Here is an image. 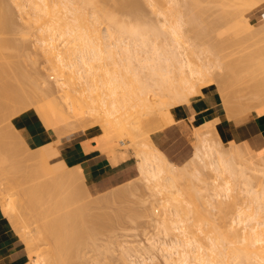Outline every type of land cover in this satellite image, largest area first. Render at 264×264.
Returning a JSON list of instances; mask_svg holds the SVG:
<instances>
[{
  "label": "bare ground",
  "instance_id": "bare-ground-1",
  "mask_svg": "<svg viewBox=\"0 0 264 264\" xmlns=\"http://www.w3.org/2000/svg\"><path fill=\"white\" fill-rule=\"evenodd\" d=\"M25 1H28V0H25ZM46 1H48V0H46ZM46 1L45 0H40V1L35 0L36 3H33L34 0H31V5L33 4L32 5L33 8H31V5L27 6L26 5L27 3L25 4L27 6V9L28 8L32 9L31 12L34 9V12H35V13L33 12L34 17L31 16L32 15L31 12H29V10H26V8L23 10V7H26V6H23L22 9L21 8H19V9L23 10L24 13L27 12L28 17L31 18V19H29L27 17V14L24 15L23 11H21V14L24 15L23 18L25 16L27 17L26 22H27L28 27H31L33 25V23H36L38 29L36 28V25L34 24V30H37L40 32V34L38 32L39 37H37L36 42L39 41V43H40L39 45H41V47L43 48L42 49L38 45L41 48L40 50H43V52H45V54L42 51H41V53H43L45 56L47 54L46 60H48V62H49V68H48V69H50V70H48L49 74L50 75L54 74V77L53 76L52 77L55 79V83H57L56 85L59 86L60 91L62 90L63 95L64 96L67 95V97L71 96V95L73 96V94L77 95V93H78L79 96L77 95V99H74L77 102V105H74L75 108H73L75 111V116L78 119L85 120L87 122V124L90 126V128H92L94 126H97V127L102 126L101 128H102L103 132L100 134H97L95 137L92 138L93 140H91V144L87 145L84 148L85 152H88L92 148L98 150L99 152H102L103 149H105L108 146L109 147L110 146L117 147V145L119 144L118 142L121 140L123 141V138L132 142L133 144L135 143V146L137 147V153L134 154V156L137 154L136 155L137 156L136 170H137L138 175H140L141 177H143L145 179L146 185H148L149 186L148 188L151 189L150 190L152 193L151 195L154 196V194H155V196L156 195L159 196L160 207L162 209L160 215H162V219H163V225H162L163 230L165 232H170V233L171 232H173V233L178 232V233L174 234V238L169 239L168 241L167 240L150 241L149 247H151V248L141 247L140 250H133V251H136V253L139 257L137 259H133V260L129 259L130 261L127 259L128 263H127V260L125 258H124V260L122 258V260H121L122 264L124 262H125V264H129V263L130 264H148L147 260L153 259L152 252L151 253L149 252L150 249H151V251H155V250L160 251L162 253L163 258H164V262H166L167 264H192L191 263L192 261L196 262L197 264L198 263L199 264H228L229 261L226 262L227 258H230L231 260H233V262L231 261L232 264H264V184L261 187V189L258 191L253 190L250 187L251 182L245 176V170H244L246 163H247V160H248L247 155H246L247 149H246V152L244 151L245 153H242L241 151H243V150L240 151L241 148L239 149V147L237 146L238 143L235 144L234 150H233L234 146L232 145L233 148L232 147L231 148L235 154L233 153V155H232V153H231V155H229V157L232 156L233 158H237L239 160V162H238L239 165H241V167H239V168H238V166L232 167L231 163L232 162L234 163L235 161H232L231 163H229V161H227V159L229 157L226 159L223 155V152H221V150H219L217 148V146L214 144V142L209 141V140H211L210 138L208 139L205 137H202V138L199 137L197 135L198 133L196 134V132H198L199 130L197 131V129H196V131H195L194 127L196 125L195 126L192 125L193 129H194L193 135L195 136L194 138L196 141L192 155L190 158H188L187 161H185L182 164L177 165L176 163L169 160L165 156V154L154 145L151 138H149L150 136L147 135L148 130H149V129L148 130L146 129L148 127L147 124H148V120H149L147 118L149 117V115L151 113L153 114L154 111H156V113H158V111H159V113H160L162 111L161 115L163 113L164 118H165V116H167L166 120L168 121L170 119V123H169V121H168V123L171 124L175 119L173 117L172 118H170V117L174 116V115L171 114L172 112L169 113L170 109L167 111L163 108V106L168 105L167 107L170 108L171 105H173V106L175 105L176 100L181 99V98H186L189 100V97L191 95L200 93V89L202 86L196 84V81L194 80V79H196L195 75L199 73V70H198V68L195 67L194 61L191 62L192 59H189L187 57V54H186L187 52L189 53L190 49H192V48L194 49L193 44H195L196 41L194 42V39H195L194 38L193 39L194 43H191V40L193 38V37H191V38H188L190 40V43H188L189 40L187 42L185 38H187L189 36L187 34H186L185 38H184V36H185V32H186L185 26L188 27V25L190 23H192V21H193V19L191 18L193 12H194L195 20L197 21L199 19V18L196 19L197 18L196 17V15H197L196 10H201L199 5L202 2V0H165L163 5L161 3V2H163V0H161V1L160 0H146L148 2V4H146V5H148V6L151 5V8H149L151 10H152V7L155 6V4L158 1H160L159 4H161V5L159 6V4L157 3L158 5L156 4L157 6H155V7H156V9H157V7H161V8L160 9L158 8L157 10L152 11V12H156V14H155L156 16L159 14V16L161 17V18L159 17L160 23L158 22L157 25L154 23L152 24L153 21L150 22V20H148V22L145 21V23H144V21H142L143 20L142 17L144 15L142 16V14H141L142 17H140V15H139V17H137L138 16V10L141 9L138 6L141 2L139 1L140 2L139 3L138 0H119L116 2L118 4L122 3L121 6L119 4L120 9H122V11L128 12L131 9L130 14H127V15L131 16L133 13V15L131 17H133L135 14V17L133 19H135V20L139 19L138 23H136V24H134V23L131 24L129 22L130 25H129V23H128V25H126L127 24L126 22H125L126 24H124V21H121V20L120 21L118 20L121 24L118 21H117L118 23H114L113 20L115 18V15L113 16V14L109 10H107L108 8H106V7L104 8V4L101 3V0L96 1V2L101 3V5L99 3L96 4L93 0H52L51 2H50V0L48 2H46ZM224 1L225 0H223V2ZM258 1L259 0H240V3L245 5V6H250V7L256 6V7L262 8V6L258 3ZM142 2H143V0H142ZM260 2H262V1H260ZM0 3H2L1 5H3V6L0 5L1 6V8H0L1 12L0 13L2 14L1 17L4 15L3 16L4 18H2L3 21H1V18H0V27L3 30L5 29V31L7 33L9 31L13 30L14 28L9 29V27L11 28V26L13 25V24H8L7 19L9 18V12L7 11L8 12L7 13L5 11L6 9H4L5 7H4L2 0H0ZM17 3H18V1H17ZM165 3H167V5H166L167 7H165ZM22 4H23V2H21V5ZM28 4H29V2H28ZM18 5L21 7L20 3ZM127 5H130L131 7H129ZM96 6H97V8L99 7V11L96 9ZM124 6H126V7H124ZM162 6H164L163 9L164 8H166V9L162 10ZM16 7H18L17 4H16ZM100 7L102 8V10L104 9V10H107L108 13L110 12L111 16L108 15V13L106 14V11L105 12H104V10L101 11ZM127 7L130 9L128 10ZM155 7H153V9ZM197 7H199V9H197ZM124 8H126V9H124ZM88 9H89V12H88ZM120 9L118 11H120ZM239 9H241V8H239ZM25 10H26V12H25ZM142 10H143V8H142ZM241 10H244V9H241ZM235 13H236V11H234L233 14L236 15ZM241 13H242V11H241ZM219 15H221V14H219ZM223 15L224 14H222V16ZM238 15L240 16V14H238ZM262 16L264 17L263 13H262ZM144 19L146 20L145 16H144ZM220 19H221V17H220ZM244 19H242V20H244ZM261 19L263 20V18H261ZM28 20H32V21L28 22ZM97 20H100V21L97 22ZM101 20L105 24V27L103 30L105 33L104 37L108 36V38L109 37L113 38L114 34H116V37L120 38V36H123L121 38H124V39L127 38L128 42H124V39H117L114 36L115 41L121 40L120 43L118 41H117V43L112 42V43H114L113 46H115V48H116L115 50L129 53L128 56L124 57L125 60L128 59V61H129L130 59L135 58L139 62V65H137V66H142L143 68L145 67L146 69L148 68L149 70L148 69L147 70L149 72L147 71L146 73L151 74L150 76L152 78V83H145L144 81H141L140 79H138L139 78L137 76L138 71L137 72L132 71V74H131L132 76L129 79V81L128 80L125 81V80H123V78L121 79L122 75L120 76V73L117 72V70L119 71L120 68H118L119 66H117V67L114 66L115 61H113L114 64H112V65L114 66V68L116 67L117 69L115 68L116 71L112 70L113 72L110 70L112 73H110V71L108 73L102 71L103 72L102 73L100 70V66L102 64L99 67L96 66V64L93 61H97V59L102 58V56L104 55L105 52L109 56L112 54V51H113V48L111 46L112 43L111 42H109V43L104 42L106 38H104L103 35H101L102 34L100 32L101 29L98 30L99 27H97V29L95 27L96 22H97V24H99V23H101ZM157 20H158V18H157ZM157 20L155 19L156 22H157ZM195 20H194V22H195ZM246 20L248 21L249 19L246 18ZM33 21H35V22H33ZM31 22H32V25H31ZM122 22H123V24H122ZM249 23H250V21H249ZM194 24H196V22ZM234 24H236V22ZM193 25L192 24L189 25V27L191 26V28H189V30L192 29ZM197 25H198V23H197ZM204 26H205V24H204ZM242 26H243V24H242ZM195 27H197V26H195ZM203 27H201V28H203ZM246 27H247V25H246ZM6 28H8V29L6 30ZM198 28H200V26ZM241 28H243V27H241ZM259 29L260 30L259 31L257 30L256 33L262 32L261 31L262 27H260ZM37 31H36V33H37ZM191 31H190V33H191ZM193 31H194V28H193ZM1 32H3V31L0 30V34H1ZM199 32H195L194 36L196 38L199 36V34H200ZM3 33L6 34L5 32H3ZM243 34H245V32ZM35 35H37V34H35ZM200 35H202V34H200ZM202 36H201V38H202ZM159 37H161V42L156 43V40ZM245 37L247 38L248 36L245 35ZM101 38H103L104 41H102ZM199 38H200V36H199ZM2 39H4V38H2ZM121 42L123 43V45H120V44H122ZM131 42L134 43V45L136 46V49L130 47ZM118 43H119V46H118ZM244 43H245V41H244ZM246 43H249V42H246ZM5 44L6 43H4L3 46ZM245 44H244V46H245ZM8 45H9V43H8ZM196 45L198 46L197 42H196ZM14 46L16 47V45H14ZM4 47H8V46H4ZM247 47H245V49L242 50L243 54H244L243 51L244 50L246 51ZM17 48H18V46H17ZM241 48H242V44H241ZM13 49H15V48L13 47ZM204 49L200 50V51H204ZM194 50H193V52H191L192 54L197 53L196 52L197 49L195 50V52H194ZM206 50L209 51L210 49L209 50L206 49ZM121 52H118V53H120L122 55ZM221 52H223V51H221ZM139 53H140V55H139ZM245 53L246 54H244V56L245 55L250 56L249 57L250 59L246 58L247 60L249 59L248 62L245 59L246 63H249V61H251V59L253 60L254 57H251V54H250L251 52L249 54H247V51H246ZM261 53H260L261 55H264L263 54L264 50ZM101 54H102V56H101ZM198 54L201 55V53H198ZM210 54L211 53H209V55ZM218 54H220V53H218ZM218 54H216V55H218ZM223 55L221 54V59L223 58L222 57ZM237 55L240 56L239 53ZM108 56H106V54H105V58L106 57L108 58ZM242 56L243 55L241 54V57ZM110 57H112V56H110ZM114 57H115V55H114ZM207 57H208V55H207ZM209 57H208V59H209ZM214 57H217V56H214ZM262 57H263L262 60L259 59L260 62L258 61V59L256 60L257 62H254L255 60H253V64L258 63V64H255V66H253V67H255V68L260 67L259 68L260 70L264 69V56H262ZM112 59H114V58H112ZM210 59H211V57H210ZM216 59H218V58H216ZM225 59H226V56H225ZM236 59L240 60L238 58H236ZM201 60H203V59H201ZM204 61H206V60H204ZM213 61H214V59H213ZM217 61L219 62L220 59ZM209 62H212V60L211 61L209 60ZM220 62L222 63V61H220ZM220 62H219V64H220ZM240 62L241 61H239L238 64H240ZM243 62H244V59H243ZM101 63H102V61H101ZM233 63H235V61ZM8 64L7 63L4 64V66H6L5 68L7 70H4V73H1V74H5V76L8 73V72L5 73V71H8L9 69L11 70V65H8ZM201 64L205 66V64H203L202 61H201ZM213 64L215 65V61H214V63H212V65ZM251 64H252V62L250 63V65ZM206 65H207V62H206ZM227 65H229V64H227ZM227 65L224 67H227V69L230 68L229 69L230 71L232 69H234V68L231 69V67H230L231 65L230 66H227ZM104 66H106V65H104ZM207 66H209V65H207ZM244 66H246V65H244ZM247 66H248V64H247ZM126 67H127L126 70L127 69L129 70V68H131V67L128 68V66H126ZM97 68L100 70L101 74L97 73V72H99L97 70ZM105 68H104V70H105ZM138 68H140V67H138ZM171 68L178 69L179 73L181 74L179 76L180 81L178 83H176V81L174 80L175 79L174 75H170L171 73L168 75V73H169L168 70ZM245 68L248 69V67H245ZM251 68H252V65H251ZM107 69L109 70L110 68L107 67L106 70ZM12 72L10 71V73H8L6 77H4V75L3 76L1 75L0 76L1 80L7 81V79L11 78V79H14L13 82H15V80L17 79L18 81L15 82L14 84H16V83H18V84H16L13 87L17 86L19 89L20 88H21V90L23 89V91L26 95L23 94V91H22V94H23V97L27 101L29 94L27 92H25L24 88H27V87L26 86L24 87V84H23L24 82L22 81L23 80L22 78H23V76L25 78L26 73H24V71H23V73L19 74V72H22L20 70H13ZM11 73H12V76H11ZM17 73L19 76L17 75ZM109 73L112 75H110ZM113 73H114V75H113ZM116 73L119 75L117 76ZM234 76H236V75H234ZM145 77H147V76H145ZM11 79L9 80L10 82H11ZM19 80H21V83ZM31 81H33V80H31ZM223 81L224 80H222L220 82V84L223 83ZM226 83H228V82H226ZM6 84H5V82L0 83V89L3 88V90H1L2 92L0 91V94L4 93L6 91V94L0 95V99H3V101L5 102V103L3 101L0 102V103L3 102V105L0 104V112H1L0 115H2L3 114L2 112H4L6 109L8 110V108H11L14 111L16 109L20 110V108H22L23 104L26 103V101L23 99V97H21V95H19L20 97L17 95L20 91L19 92H17L18 90L15 91V89L12 88L10 83H8V85L10 84L9 88H12V89H8ZM14 84H12V85H14ZM29 84H31V82H29ZM18 85L19 86L21 85V87H19ZM218 85H216L215 88H217ZM260 85L261 84H255L254 85L255 89H259ZM35 86H36V88H38L39 84L35 83ZM219 86H221V87L223 86V88H225L226 84H221ZM227 86H228V84H227ZM221 87H220V89L217 88V91H218V89L220 91ZM31 88H32V91H34V84L32 85ZM211 88H214V86ZM27 89H29V88H27ZM226 89H228V88L226 87L225 90L223 89L224 90V94L222 93L223 95L220 94L221 92L219 93V91H218L219 95H221L223 97V96H225V92L228 91L227 93H229V89L228 90H226ZM11 90H12V92H11ZM14 91H15V93H14ZM7 92H8V94H7ZM16 92H17V94H16ZM43 93H44L42 95L43 97H45L48 94V92H45V91ZM255 93L257 94V91ZM50 94L51 93H49L50 97L47 95L49 98H51V95H52V94L51 95ZM8 95H10V98L8 97ZM15 95H17L19 98L24 100L25 103H24V101L19 100L18 97H16ZM31 96H34V95L31 94ZM5 97L9 98V100H7ZM49 98H48V100H50ZM68 99H69V97H68ZM220 99L224 101L227 98H225V97L221 98L220 97ZM36 100H39V99L35 98V101ZM228 100H229V98H228ZM28 101H31V100H28ZM228 102L226 101L222 105L223 108L225 109L224 114L227 113L226 117L227 116L229 117L230 115H232V114L229 115L230 112L233 113L235 110H238V109H235L236 106H234V105L229 106L230 103H228ZM31 103H28V104H31ZM221 103H222V101H221ZM227 103H228V105H227ZM4 104H6V105H4ZM44 104L46 106L50 105V104L47 105V102H44ZM51 104H53V103H51ZM262 104L263 103H261L260 106ZM161 105H163L162 110H161ZM39 106H38L39 109L37 112L40 114V117H41V120L43 121V123H45L46 125L53 126L55 131H57V132L59 131L58 134H60V132H61L60 130H62L63 132H61V133L64 134L65 127H68V129H69V127H73V125H74L73 122L68 119L67 115L65 116L64 114H62L61 111L58 110V108H56V109H54L55 107L53 108L54 109L53 114L51 113L52 116L50 117L49 113H48V109L45 106H43V104L39 105ZM52 106H54V104ZM232 107H234V108L232 109ZM230 108L232 111L230 110ZM239 108L242 109L241 107H239ZM6 113H7V111H6ZM6 115H8V114H6ZM145 115H148V117L145 118L144 117ZM153 116H154V114H153ZM215 116H212V118L210 117L211 119L209 118L208 122L210 120L211 121H210V124L207 125V126L211 125L209 129L212 130V128H213L214 131L223 128L222 125L220 124L221 118L218 116H216V118H215ZM156 118H157V114H156ZM0 119H2V118H0ZM157 121H159V123H160V120H157ZM157 121L155 122L156 123L155 125L159 124V123H157ZM204 121H206V119ZM96 122L98 125L94 124ZM208 122H206V124H208ZM153 123H154V120H153ZM200 123L202 124L205 122L202 121ZM201 124H199V125H201ZM206 124H204V125L202 124V125L205 127ZM60 125L65 126V127L61 129ZM203 126L201 128H203ZM207 126H206V128H207ZM3 128H5V126L2 127V130H3ZM11 128H12V131H10L8 133H7V131L5 133L4 132L5 130H3V131L0 130V162H1V164L5 161H6L5 163L8 164V162L10 160H12V159H10L12 157V155L13 156L16 154L18 155V153H16V152H18V147H21V145H20L21 144L20 143L21 138L19 139L18 137H16V135H18V133L16 135L14 134L15 136H13V132L16 130L13 126H11ZM151 129L152 128H150L149 131H151ZM198 129H200V126ZM65 130H67V129H65ZM60 136H61V134H60ZM58 137H59V135H58ZM16 138L18 140H16ZM58 139H57V141H59ZM19 140H20V142H19ZM16 141H17V143H20V144H18L19 145L18 147H17V145H15ZM54 141H56V140H54ZM232 142H233V140H232ZM130 145H131V143H130ZM120 146H124L123 143ZM230 146H231V144H230ZM23 148H25L28 155L31 157L28 158L29 156H27L26 160H25V158L23 160H21L23 158V156H22V158H20V161L24 162V164H23L24 167L27 165V163L32 164V166L28 165V166L34 167V169H32V173H31V176H33L32 180L33 181L37 180L36 182H39L41 184L36 185L37 183L35 182L36 183L35 187L32 185V188H28V185H24L19 180L18 181L7 180V182H4L6 185L3 188H0V210L2 211V214L5 215V217H7V220L10 223V225H11V223H15V225L17 227V231H18L17 234H19V236L22 238V240L25 244V248L29 251L30 256L33 258L34 264H73V261L71 258L72 254H73V250H74L73 248L75 247L76 244L79 243L80 240H82L81 239L82 235L76 234V235H78V236H76L73 234L74 232L72 233V230L70 231V229H68V227L65 228L66 223L63 221L64 220L63 218H60V219L58 218L59 220H61L60 222L59 221L58 222L60 224L63 222V224H61V225H63L62 229L64 230V232H63V230H62V232H60L61 229H60V231L57 232L56 229H58V228H55V225H54V224H57V222L56 223L53 222L54 220H52V218L49 219L50 217L48 218L49 220L43 219V222L45 224L43 225V223H42V228L39 229L40 224L37 223L38 220H40V218H42L43 216L45 218V215L46 216H49V215L46 214L47 210H44V211L41 210L44 206L43 204H42V208L39 205L38 207H40V208L37 207L38 209L34 212L33 207H32V205L34 203L32 204V202H31L32 205H30L29 204V201H30L29 198H31L32 196H34L36 194V193L34 194L33 191H40V193H41V191H42V193L44 191H50V192H46V193H51L52 195H50V196L54 197L53 192H51V191L54 190V193L56 194L57 192H55V189H58L56 191H59V188H60V190H62V193H63V191L66 190L65 189L66 187L64 185H68L69 181H71L73 183V184L69 183L70 186H72V185H74V183H76V185H78V187H79L80 184H77V182H79V183L81 182V181H79V179L81 180V176L83 175L82 168L79 165L60 167V168L52 167L50 165V163L48 162L44 152L40 148H37L36 150H34V149L31 150V149H28L27 147H23ZM242 149H244V148H242ZM252 153H253L254 157L259 158V157L263 156L262 154L264 153V151H262V149H257V150H252ZM17 155H16V157H17ZM225 156L227 157L226 154H225ZM20 157H21V153H20ZM18 158L19 157H17V159ZM231 158H229V160ZM29 161H31V162H29ZM17 162H19V161H17ZM12 163H14V162L11 161V164ZM15 164H17V163L15 162ZM233 166H235V164ZM31 167H29V168H31ZM189 167H193V170H189ZM201 167L207 168L208 170L212 171L214 174L213 181H212L213 185L211 183V186H212L211 196L212 197L214 196L213 199L215 197H217V198H215L216 200H218V198L222 199L221 198L222 195L224 197L229 196L228 193L232 192L230 190H232L235 187V186L233 187V184H232L235 181L232 182L231 180H233V179L235 180L237 178L238 182H241L243 184V187H241L242 186L241 185L240 186L241 188H239V187H238L239 189L235 188L236 190L241 189L240 193L243 192L244 196H242V197L244 199L242 202L240 201V205L238 206L234 217L231 218L232 223L230 222L231 223L230 225H231L232 234H231V236L229 235L227 240H225L226 238L223 237L222 235L215 233V231H214L215 228H214L211 220L209 219V213L208 212L206 214H204L205 212L202 213V211L200 212L201 214L199 213L200 204L199 205L196 204V208H197V206H199L198 207V213L199 214L197 213V210L194 208L195 205L193 204L192 198H195L196 195L199 196L200 198H202L203 202L204 201L209 202V198H207L208 193H206L207 188H205V187L204 188L199 187L197 189L195 188V190H194L195 193H194V191L192 190V188L194 186L191 188V190H189L187 185L184 186V183L191 182V179L193 181V178L196 179L198 182H201V183L205 182L201 176V170H200ZM25 169L28 170V167H25L24 170ZM0 171L3 173L4 170L0 169ZM29 171H31V170H29ZM26 173L28 174L27 171L25 172V174ZM227 174L229 177H232L233 179H230L227 176ZM74 175L75 176L78 175L77 176L78 179L75 182L72 181L73 179H76ZM225 175H226L227 179H226ZM21 176H22V174H21ZM73 176H74V178H73ZM79 176H80V178H79ZM12 178H14V177L12 176ZM82 179H84V177H82ZM31 181H29V183H31ZM238 182L236 181L237 184H238ZM196 184H197V182H196ZM76 185H74L73 188L74 187L77 188ZM81 185L83 186V184H81ZM62 186H64L65 188H63ZM63 189H65V190H63ZM74 189H72V190H74ZM68 190L66 192H64L65 197H66V194L70 195ZM191 191L194 193L193 197H192ZM75 192H76V190H75ZM31 193H33V195ZM62 193H60V194H62ZM232 193H230V194L232 195ZM234 194H233L234 195L233 200L237 201V198H238L237 197V195H238L237 191ZM57 195L58 194H56L55 196H57ZM47 196H49V195L47 194ZM45 197H46V195L43 198L44 200H45ZM52 197L51 198L49 197L47 199V202L49 200L50 201L49 203H51ZM60 197H61V195H60ZM57 198H58V196L56 197V200L54 198V200L56 202L52 201L53 203H55V205L58 202V199H60V200L63 199V194H62V198H58V199ZM36 199H37V197H36ZM43 199H41V200L43 201ZM73 199H74V197H73ZM157 199H158V197H157ZM65 200H67V198ZM65 200H62V201H65ZM42 201H41V203H42ZM74 201H75V199H74ZM38 204H40V203L38 202ZM65 204H67V203H65ZM69 204H70V202H69ZM207 204H210V203H207ZM53 205L51 204V206H53ZM45 206H49V204L48 205L45 204ZM51 206L49 207V210H50ZM80 206H82L81 208H85L83 205H80ZM225 206H226V204H225ZM35 207L36 206H34V209H35ZM57 207H58V205L55 206L54 208L57 209ZM69 208H71V207H69ZM78 208H74L73 211L78 210ZM26 209L30 210V211L27 212ZM39 209L41 211H43V213L45 211L46 212L43 214ZM72 209H73V207H72ZM49 210H48L49 214H51V212L55 213L53 211L50 212ZM58 210H60V208L55 210V211H58ZM192 210H194V211L196 210L194 212L196 216L200 215V218H199V216L196 217V221H194V219H192L195 216L193 214ZM82 211H83V214L86 212L83 209H82ZM218 211L223 213V209H221L220 207L218 208ZM72 213H74V212H72ZM67 214H69V213H67ZM78 214H80V211ZM83 214H80V216H83L82 218L84 221L85 217ZM191 214H193V215H191ZM26 215H27V217H26ZM35 215L37 217L39 216V219L34 218V221L37 224H36V226L34 225L35 227L33 230V228L31 229V228L27 227L26 222H27V219H29L31 216H35ZM55 216L56 215H54V217ZM54 217H53V219H56V217L55 218ZM74 217L78 218V216H76V215ZM87 217H90V216L88 215ZM82 218H81V220H82ZM73 219H75V218H73ZM50 220H51V222H50ZM77 220H80V219H77ZM192 220H193V222H192ZM34 221H32V222H34ZM96 221H98V220H96ZM52 222H53V224H52ZM190 222H192L193 224L195 223L196 224L195 226L198 229L196 227L195 228L197 230H200L201 232L207 230V231H205V233H206V236H205L206 242L205 243H202L201 241H199V239L195 236V234H193V233H195V231L192 229L194 227V225L193 226L191 225L192 226V228H191L189 225ZM96 224H97V222H96ZM82 225H83V223H82ZM57 226L58 225H56V227ZM93 226H91V227L96 228V225L93 224ZM91 227H90V229H91ZM92 231H93V229H92ZM92 235H93V233H92ZM46 237H47V239H46ZM184 237H186V238L184 239ZM43 238H45V240H44L45 242L48 239H49L48 241H50V242H46L48 245H45L44 247H47V248L44 249L41 247L42 251H40L41 249L39 250V246H40L39 240L41 239V241H42ZM77 240H79V241L77 242ZM80 247H82V246H80ZM127 249H128V247L122 248V246H121V250L125 254L128 253ZM43 250L45 253H43ZM143 254H147V255L143 256ZM137 255H135V256H137ZM128 256L132 257L130 253L127 254V257ZM135 256H134V258H135ZM102 263H103V261H102Z\"/></svg>",
  "mask_w": 264,
  "mask_h": 264
},
{
  "label": "rangeland",
  "instance_id": "rangeland-1",
  "mask_svg": "<svg viewBox=\"0 0 264 264\" xmlns=\"http://www.w3.org/2000/svg\"><path fill=\"white\" fill-rule=\"evenodd\" d=\"M17 1H18V3H17ZM38 1H40V0H38ZM48 1H46V2H48ZM51 1L52 0H50V2ZM93 1L96 4L99 3V2H96L97 0H93ZM117 1H119V0H101V3L104 4V8L105 7L108 8L107 10H109L113 14V16L115 15L113 22L118 23L121 20V21H124V24L127 23L126 25H128L129 22L131 24L132 23H134V24L138 23L139 19L138 20L133 19L135 17V14L133 17H131L133 15V13L131 16L127 15V14H130L131 9L127 7L128 10L130 9L128 12L122 11V9H120V6L122 3L121 4L119 3L120 4V6H119V4L116 3ZM160 1H158V2L156 1V2L159 4ZM260 1H262V2H260ZM263 1L264 0L258 1V3L262 6V8H260V7H256V6H251V7L245 6V5L240 3V0H232V1L231 0H225L224 2H223V0L222 1L221 0H202V2L200 1L201 3L199 5L201 10L195 9L197 12V15H196L197 18L196 19L199 18L197 20L198 22L195 20L194 12H193L192 17H191L193 19V21L190 24L193 25L195 22H196V24H194L192 29H190V30H189V28H191V26L189 27L190 24L188 25V27L185 26L186 32H185L184 38L186 37V34L189 36V37L185 38L186 41L188 42V40H189L188 38L193 37L191 40V43H194L195 41L198 43V46L196 45V42H195V44H193L194 49L198 50V51L196 50L197 53L192 54L191 52H193V50H194L192 48L189 50V53L187 52L186 54H187V57L189 59H192L191 62L194 61L195 64L194 63L193 64L199 70V73L195 75L196 79H194V80L196 81V84L202 86L200 89V93L191 95L189 97V100L186 98H181V99L176 100L175 105H174L175 107L173 105H171L169 108V107H167L168 105L167 106L165 105L167 107L166 108L165 106L161 105V110H162V106H163V108L167 111L170 109L169 113L172 112L171 114L174 115V116L170 117V118L173 117L175 119L171 124H169L170 119L168 120L169 123L166 120L167 116H165V118H164V114L162 113V115H161V112H162L161 110H160L161 111L160 113L158 111L159 114L156 113V111H154L153 112L154 116L152 113L149 115V117H148V115L144 116L145 118L148 117L147 119H149L148 124H147L148 127L146 126L147 127L146 129L150 130V128H152L151 131L148 130L147 135L150 136V137L149 136L148 137L151 138L154 145L158 149H160L169 160L176 163L177 165L184 163L192 155L194 145L196 144V141L194 138L195 136L193 135L194 134L193 133V130H194L193 126L196 125L194 127L195 131H196V129H197V131L199 130L198 132H196V134L198 133L197 135L199 137H201V138L205 137L208 139L210 138L211 140H209V141L214 142V144L217 146V148L219 150H221V152H223L224 157L227 159L229 157V155H231V153L233 155V153H234L233 150L235 149V144H237L238 142H235V141L232 142L231 138H226L224 136V132H225L224 130L225 129H223V128H221L219 130H215V131L213 130L212 127H211L212 130L209 129L211 126V125L207 126L210 124V121H211L210 120L208 122L209 118L210 117L212 118V116L216 115V116L220 117L221 119H228L230 117L232 118L235 116H240V115L246 114L247 112H250V111L254 112L258 115L264 114V107H263L264 106V69L260 70L259 69L260 67L259 68L253 67V66H255V64H258V63L253 64V60H255L254 62H257L256 60L258 59V61L260 62L259 59L262 60L263 59L262 56H264V55H261L262 54L261 52L264 50V33H263L264 32L263 31L264 30V26H263L264 25V22H263L264 17L262 16V13L264 14V2ZM2 2H3L4 7H5L4 9H6L5 11L9 12V18L7 19L8 24H13L12 25L13 27L11 26V28L9 27V29H13V28L14 29L6 33L5 29L3 30L0 27V30H2L3 32L6 33V34H4L3 32H1V34H0V65H1L0 66V76L4 75V77H6L7 74L10 73V71L12 72L13 70L22 71V72H19V74L23 73V71H24V73H26V75H25V78L23 76L22 81L24 83L23 82L22 83L24 84V87L26 86L29 89L24 88V87L23 88L25 89V92H27L29 94L27 101L28 100H31V101L27 102L26 99L23 97V94H25L23 89L21 90V88L19 89L17 86L13 87L16 84H18V83L14 84L15 82L18 81L16 78H15L16 79L15 82H13L14 79L10 78L11 79V82H10L9 81L10 79L6 78L7 81L6 80L3 81V80H1V77H0V83H3V82H5V84L7 82L10 83L12 88L15 89V91L16 90H18L17 92L20 91L19 92L20 94L19 93L17 94V92H16V94L18 96L21 95V97H23V99L26 101V103H25L24 100L19 98L20 96L18 97L17 95H15L16 97H18L19 100L24 101L25 104H23V106H22V108H20V110L16 109L14 111L11 108H8V110L6 109L4 112H2L3 114L0 115L1 116L0 118H2V119H0V130H2V127L5 126V128H3V130H5L4 131L5 133H6V131L8 133V132L12 131L11 126H13L15 128V130L17 131L16 132L13 130L14 131L13 136H15L18 133V135H16V137H18L19 139L21 138L20 139L21 142L19 140V142L21 144L17 143V141L15 144V145H17V147L19 146L18 144L21 145V147H18V152H16V153H18V155L17 154L16 155L19 158L17 159L16 155H14L15 156L14 157L12 155L14 153L13 152L11 154L12 157L10 156L11 157L10 159H12V160H10L8 162L9 165L7 163H5L6 161L3 162L2 164L0 162V164H1L0 167L2 166L0 169L4 170L3 173L0 171V188H3L6 185L4 182H7V180H9V181H18L19 180L24 185H28V188H32V185L35 187L36 185L41 184V183L36 182L37 180L36 181L32 180L33 176H31V173H32V169H34V167H31L32 166L31 163H29V164L27 163V165L25 164L26 165L25 167H28V170H26V169L24 170V168H25L23 166L24 162L20 161V158H22V156H23V158L21 160H23L24 158L26 160V157L29 155H28L27 151L25 150V148H23V147H27L28 149H31V150L32 149L36 150L37 148H40L44 152L48 162L50 163V165L52 167H55V168L67 167L68 165L63 160L56 162V163H51V161H52L51 158L58 155L57 151H56L57 146H59L63 141H67L69 139L71 140L73 138H81L82 139L81 145L84 149L87 145L91 144V140H93L92 139L93 137H95L97 134L102 133L103 131L101 128L102 126H99V127L94 126V127L90 128V126L87 124V122L85 120L78 119L75 116V111L73 108H75L74 105H77V102L74 99H77L78 93L76 92L77 95L73 94V96L72 95L68 96L69 97V99H68L67 95L64 96L62 93V90L60 91L59 86L56 85L57 83H55V79L53 78L54 74H51V75L49 74V71H48V70H50V69H48L49 68V62H48V60H46L47 54L45 56L44 55L45 52H43V50H40L42 47H41V45H39L40 44L39 41L36 42L37 37H39L40 32L37 30H34V24L36 25V23H33V25H32V22H31L32 26L28 27L27 22H26L27 21L26 18L28 17L26 10H29V12H31V10H32L31 8H33V6H32L33 4L31 5V0H28V1H25V0H2ZM21 2H23L22 5H21ZM28 2H29V4H28ZM138 2L140 3L138 6L141 8L140 9L141 11L138 10V16L137 17H139V15H140V17H142L144 15L146 17V20L144 19V16L142 17V19H143L142 21H144V23H145V21L148 22V20H150V22L153 21L152 24L154 23L157 25L158 22L160 21L161 17L159 16V14L156 16L155 15L156 12H152V11L153 10L155 11L158 8L160 9L161 7H157V9H156L155 6H157L158 4L155 2L157 5L155 4V6H153L155 8L153 9V7H152V10H151V9H149V8H151V5H149L150 7L148 5H146V4H148V2L146 0H143L144 3L142 2V0H138ZM164 2H165V0H163V2H161L162 5ZM19 3L21 5V7L18 5ZM33 3H36L35 0ZM101 3H99V4L101 5ZM1 4L2 3H0V5ZM16 4L18 7H16ZM25 4L27 6L31 5V8L27 9V6ZM160 5L161 4H159V6ZM166 5H167V3H165V7H167ZM1 6H3V5H1ZM1 6H0V8H1ZM23 6H26V7H23ZM127 6L131 7L130 5H127ZM22 7H23V10L26 8V10H25L26 13H24L23 10L19 9V8L22 9ZM124 7H126V6H124ZM163 7L164 6H162V10L166 9V8L163 9ZM199 7H197V9H199ZM142 8H143V10H142ZM239 8L244 9V10H241ZM96 9L99 11V7L97 8V6H96ZM100 9H101V11L104 10V9L102 10L101 7H100ZM119 9H120V11H118ZM124 9H126V8H124ZM107 10H104V12L106 11V14L108 13ZM21 11H23L24 15L27 14V17L25 16L23 18L24 15L21 14ZM234 11H236L235 14L237 16L233 14ZM241 11H242V13H241ZM33 12H34V9L31 12V14H32L31 16H33ZM88 12H89V9H88ZM110 12L108 13V15L111 16ZM141 14H142V16H141ZM219 14H221V15H219ZM222 14H224V15L222 16ZM238 14H240V16ZM1 15L2 14L0 13L1 21H3L2 18H4L3 17L4 15L2 17H1ZM220 17H221V19H220ZM157 18H158V20H157ZM246 18H248L249 20L247 21ZM261 18H263V20ZM29 19H31V18H29ZM155 19L157 20V22L155 21ZM242 19H244V20H242ZM194 20H195V22H194ZM29 21H32V20H28V22ZM99 21L100 20H97V22H99ZM234 21L236 22V24H234L235 23ZM249 21H250V23H249ZM33 22H35V21H33ZM97 22H96V24H97ZM130 23H129V25H130ZM197 23H198V25H197ZM96 24H95L96 29H97V27H99L98 30L101 29L100 30V32L102 33L101 35H103V37H104L105 33L103 30H104L105 24L102 22V20H101V23H99L97 25ZM122 24H123V22H122ZM204 24H205V26H204ZM242 24H243V26H242ZM246 25H247V27H246ZM195 26H197V27H195ZM199 26H200V28L203 26L204 27L200 29V28H198ZM241 27H243V28H241ZM260 27H262V29H261L262 32L256 33L257 30L258 31L260 30L259 29ZM36 28L38 29L37 25H36ZM193 28H194V31H193ZM7 29L8 28H6V30ZM36 31H37V33H36ZM190 31H191V33H190ZM38 32H39V34H38ZM195 32H199L203 36L199 34L200 38H199V36L196 38L194 36ZM244 32H245V34H243ZM35 34H37L38 36ZM245 35L248 36L247 37L248 39L245 37ZM114 36L116 37V34H114ZM114 36H113V38L112 37L108 38V36L104 37V38H106L105 41L103 40V38H101V39H102V41H104L106 43H109V42H111V43L116 42L117 43V41L120 43L121 40L119 41L117 39H124V38H121L123 36H120V38L116 37L117 41H115ZM201 36H202V38H201ZM2 38H4V39H2ZM193 39H194V42H193ZM244 41H245V43L246 42H249V43H246L247 44L246 45L244 43ZM124 42H128L127 38L124 39ZM157 42L158 43L161 42V37H159L156 40V43ZM4 43H6L4 46H8V47H4L3 46ZM8 43H9V45H8ZM119 43H118V46H119ZM131 43H130V45H131L130 47L136 49V46L134 45V43H132L133 45ZM188 43H190V40ZM243 43L245 44V46ZM241 44H242V48H241ZM14 45H16V47ZM113 45H114V43H112V45H111L113 48L112 54L110 53L111 55L108 56L107 53L105 52L103 56H102L103 53L101 54V56H102V58H100L101 60L97 59V61H93L96 64V66H98V67L102 64L101 65L102 67L100 66L101 72L103 71V72L108 73L110 70L116 71L115 68L117 66H119L118 68H120V69H119V71L117 70V72L120 73V76L121 75L123 76V77L121 76V79L123 78V80L129 81V79L132 76L131 75L132 71H135V72L138 71L137 72V76L139 77L138 79H140L141 81H144L145 83H152V78L150 76L151 74L146 73L149 70L148 68H147L148 69L147 70L145 67L143 68L142 66H137V65H139V62L135 58H132L129 61H128V59L125 60L124 57L128 56L129 53L117 51V50H115L116 48ZM120 45H123V43ZM17 46H18V48H17ZM13 47L15 49H13ZM245 47H247V50H246L247 54H249L251 52L250 53L251 57H254L253 60L251 59V61H249V63H246V60H247L246 58H249L250 56L249 55H245L246 57L244 56V54H246L245 50L243 51L244 54L242 53V50L245 49ZM203 49H204V51H200ZM206 49H208V50L210 49V50L207 51ZM195 50H194V52H195ZM41 51L44 54L41 53ZM221 51H223V52H221ZM118 52H121L122 55ZM208 52L211 54L209 55ZM198 53H201V55H199ZM215 53L216 54L220 53V54H218L219 55L218 56ZM238 53L240 54V56L237 55ZM105 54H106V56H108V58L107 57L105 58ZM194 54L195 55L197 54V55L195 56ZM221 54L222 55L224 54L222 56L223 57L222 59H221ZM241 54L243 55L242 56L243 58L241 57ZM114 55L116 58L114 57ZM139 55H140V53H139ZM207 55H208V57L210 56L211 59H210V57L208 59ZM110 56H112V57H110ZM214 56H217V57H214ZM225 56H226V59H225ZM112 58H114L115 60ZM212 58L215 61V65L214 64L212 65V63H214ZM216 58H218V59H216ZM236 58H238L240 60H237ZM201 59H203V60H201ZM219 59H220V61H222L223 64L220 61H219L220 62V64H219V62L217 61ZM243 59H244L245 63L243 62ZM204 60H206V61H204ZM209 60L210 61L212 60V62H209ZM248 60H247V62H248ZM101 61H102V63H101ZM113 61H115V64ZM201 61L203 64H205V66L201 64ZM234 61H235V63H233ZM239 61H241L240 64H238ZM206 62H207V65H209V66L206 65ZM251 62H252V64H251L252 68L250 65ZM5 63H7V64L9 63L8 65H11V70L9 69L8 71H5V73L8 72L6 74V76H5V74H1V73H4V70H7L5 68L6 66H4ZM112 64H114V66H116V67L114 68V66ZM227 64H229V65H227ZM243 64L246 66H244ZM247 64H248V66H247ZM104 65H106V66H104ZM226 65L227 66L231 65L230 66L231 69L232 68H234V69H232L230 71L229 67H228L229 69H227V67H224ZM126 66H128V68L129 67H131V68H129V70L128 69L126 70V68H127ZM105 67L106 68L108 67L110 69L109 70L107 69L108 70L107 71ZM138 67H140V68H138ZM245 67H248V69H246ZM104 68H105V70H104ZM97 70L99 71L97 73L101 74L100 70L98 68H97ZM111 71H110V73L113 72V71L112 72ZM168 71H169L168 75L170 73H171L170 75H174V77H175L174 80L176 81V83H178L180 81L179 76L181 75L179 73L178 69L171 68ZM12 73H11V76H12ZM17 75H18V73H17ZM110 75H112V74H110ZM113 75H114V73H113ZM116 75L118 76L119 74L116 73ZM234 75H236V76H234ZM145 76H147V77H145ZM31 80H33V81H31ZM222 80H224V81L221 84H226L225 88L227 87L229 89V93H227L228 91L225 92V96H223V97L221 95H219L220 92H221L220 94H222V93L224 94V90H225V88H223V86L222 87L219 86V85H221L220 82ZM19 81L21 83V80H19ZM29 82H31V84H29ZM34 82L39 84V87H38L39 89L36 88ZM226 82H228V83H226ZM8 83L6 84L8 89H12V88H9L10 84L8 85ZM12 84H14V85H12ZM33 84H34V91H32V88H31ZM227 84H228V86H227ZM255 84H261L260 88H259L260 90L255 89V86H254ZM21 85L20 86L18 85V86L21 87ZM216 85H218L217 88H219V89L221 87L222 91L221 90L219 91V89H218L219 93L217 91V88H215ZM213 86H214V88H211ZM228 89H226V90H228ZM1 90H3V88H1L0 91ZM15 91H14V93H15ZM22 91H23V94H22ZM44 91L48 92V94H47L48 96H49V93H51L52 94V95L50 94L51 98H49L50 96L48 97L47 95L46 96L44 95L45 97H43L42 95L44 94L43 93ZM256 91H257V94L255 93ZM8 92H7V94H8ZM11 92H12V90H11ZM1 94H3V95L6 94V91L4 93H1ZM31 94H33L34 96H31ZM8 97L10 98V95H8ZM220 97L221 98L225 97L227 99L223 101L220 99ZM9 98H6V99L9 100ZM35 98L39 99V100L35 101ZM48 98L52 102L50 100H48ZM228 98L230 101L228 100ZM1 101H3V99H0V102ZM221 101H222V103H221ZM226 101L227 102L229 101L228 102V103H230L229 106L234 105V106H236L235 109H238V110H235L233 113H231V112L229 113V115L232 114L233 116L230 115L229 117L228 116L226 117L227 113L224 114L225 109L223 108L222 105ZM3 102L0 104L3 105ZM44 102H47V105L48 104H50V105L46 106L44 104ZM28 103H31V104H28ZM51 103H53L54 106H52L53 104H51ZM228 103H227V105H228ZM261 103H263V104L260 106ZM42 104H43V106H45L48 109V113H49L50 117L53 114V110L58 108V110H60L62 114H64L65 116L67 115L68 119L73 122V124H74L73 127H69V129H68V127L60 125L61 129L64 127H65V129H67V130L64 129V131H65L64 134L61 133L63 131L60 130L61 131L60 132L61 136H60V134H58L59 131L58 132L55 131L53 126L46 125L41 120L40 114L37 111L40 107L39 105H42ZM195 104H197L199 108H197ZM4 105H6V104H4ZM239 107H241L242 109H240ZM204 108H207V109H204ZM233 108L234 107H232V109ZM202 109H204L203 113H200L199 115L195 114V111H199ZM230 110H231V108H230ZM6 111H7V113H6ZM155 113L157 114V118H156ZM0 114H1V112H0ZM6 114H8V115H6ZM202 115L204 118L201 119ZM216 116H215V118H216ZM205 119H206V121H204ZM153 120H154V123H153ZM157 120H160V123ZM156 121H157V123H159L158 125H155ZM202 121L205 122V123H202L203 125L206 124V122H208V124H206L207 128H206V126L204 127L200 123ZM198 123L201 125H199ZM94 124H97V122ZM199 126H200V129H198ZM202 126H203V128H201ZM57 134L59 135V137ZM57 139L59 141H57ZM16 140H18V139L16 138ZM54 140H56V141H54ZM129 142L130 141L123 138V141L121 140L118 143L120 145L123 143L124 146H120L119 144L117 145V147H115V146L109 147L108 146L105 149H103V151L101 152L102 154L105 152H113L118 157H121L124 160H126L127 158L129 159V162L131 163V165L134 168L133 175L131 177L127 178L126 180H124L123 182H121L117 185H114L108 189L102 190V191L90 190L89 194H88L87 190L84 192L82 187H79V190L77 189V191H76L77 193H75L76 188L74 187L75 188L74 189L73 186L76 185V183H74V185L70 186V184H73V183L71 181H69L68 182L69 186L64 185L66 188L64 186H62L63 188L66 189V190L63 189V190H65V191H63V193H62V190H60V188H59V191H56L58 189H55V192H57L56 194H58L57 195L58 198H62V194H63V199L60 200L57 198L58 202L56 203V205H55V203H53V202H56L55 200L57 197V196H55L56 194L54 193V190L51 191V192H53L54 197L50 196V195H52L51 193H46V192H50V191H44L43 193H42V191H41V193H40V191H33V193L34 194L36 193V194L32 197L30 196L31 198H29L30 199L29 204L32 205L34 203L32 205L34 212L38 208H40V207H38L39 205L42 208V204L44 206L41 210H43V211L47 210V212H48L51 204L52 205L54 204L53 205L54 207L58 205L57 209L60 208V210L55 211L57 209H55L53 206H51L49 211L50 212L53 211L56 214L52 213V212H51V214H49V212L47 213L45 211L46 214H48L49 216L45 215V218L43 216L42 218H40V220H38L37 223L40 224L39 229L42 228V223H43V225L45 224L43 222V219L47 220L50 217L49 219L52 218V220H54L53 222H55V223L57 222V224H54L55 228H58V229H56L57 232L60 231V229H61L60 232H62L63 225H61V224H63V222L60 224L59 222L61 220H59V219L63 218L64 219L63 221L66 223L65 228L68 227V229H70V231L72 230V233L74 232L73 233L74 235H76V234L82 235V238H81L82 240H80V241L77 240V242L79 241V243L76 244L75 247L73 248L74 250H73L72 257H71L73 264H103V263L104 264H122V261H121L122 258H123V260H124V258L126 260L127 259L133 260V259H137L139 257L137 255L136 251H133V250H140L141 247H144V248L149 247L150 241H157V240H167L168 241L169 239L174 238L175 233H178V232H175V233L171 232L170 233V232H165L163 230V227H162L163 219H162V215H160L162 209L160 207L159 196H157V195L155 196V194H154V196L151 195L152 194L150 191L151 189L148 188L149 187L148 185H146L145 179L143 177H141L140 175H138L137 170H136V161H137L136 155L137 154L134 156V154L137 153V147L135 146V143L133 144L132 142H130L131 143V145H130ZM230 144H231V146H230ZM55 145H57V146H55ZM232 145L234 146V148ZM237 146L239 147V149L241 148L240 151L243 150V151H241L242 153H245L246 149H247L246 155H247L248 160H247V163H246V166L244 169L245 170V176L251 182L250 187L253 190L258 191L261 189V187L264 184V153L262 154L263 155L262 157L256 158L253 156V153H252L253 149L247 143H245V142L238 143ZM231 147L233 148V150ZM242 148H244V149H242ZM260 149H262V151H264V147H262ZM91 150H96V149L92 148ZM91 150H89V151H91ZM20 153H21V157H20ZM225 154L227 155V157L225 156ZM30 157L31 156H29L28 158H30ZM231 157H229V158H231ZM229 158L227 159V161H229V163H231L232 161H235L234 163L233 162L231 163L232 167H237V166H238V168L241 167V165H239V163H238L239 160L237 158L232 157L230 160H229ZM11 161L14 162V163H12L13 165L11 164ZM17 161H19V162H17ZM15 162L17 164H15ZM29 162H31V161H29ZM232 164L233 165L235 164V166H233ZM28 165H31V166H28ZM29 167H31V168H29ZM29 170H31V171H29ZM189 170H193V167H189ZM200 170H201V176L206 183L202 182L203 183L202 184L201 182H198L196 179L193 178V181L191 179V182L184 183V186L187 185L189 190H191V188L194 186L193 187L194 189L192 188L193 191L195 190V188L197 189L199 187L200 188L201 187L207 188L206 193H208L207 198H209V202L204 201L205 202L204 203L203 199L196 195L195 198H192L193 204L195 205L194 208L197 210V213H198V207L199 206H197V208H196V204H198V205L200 204L199 213L201 211H202V213L205 212L204 214H206L208 212L209 213V219L211 220V222L215 228V230H214L215 233L222 235L223 237L226 238L225 240H227L229 235L231 236V234H232L231 225H230L232 223L231 218L234 217L235 212H236L238 206L240 205V201L242 202L244 199L242 197V196H244L243 192H241L242 194L240 193L241 189L240 190H236V189L243 187V184L241 182H238L237 178L234 180L232 177H229L227 174V176L230 179H233V180H231L232 182L235 181L232 183L233 187L234 186L235 187L232 190H230L233 193L230 192V193H232V195L230 193H228L229 194L228 197H226V196L224 197L222 195L221 196L222 199L218 198V200H216L215 198H217V197H215L213 199L214 196L213 197L211 196V193H212L211 183H212L213 177H214L213 172L208 170L207 168H203V167H201ZM26 171L28 172V174L27 173L25 174ZM21 174H22V176H21ZM12 176L14 178H12ZM74 176H73V178H74ZM77 176L78 175H76L75 176L76 179H73L72 181H74V182L77 181V179H78ZM80 176H79V178H80ZM82 177H84V175L81 176V180L79 179V181H81V182L80 183L77 182V184H80L79 186H82L81 184H83V186L85 185L84 179H82ZM225 177H226V175H225ZM226 179H227V177H226ZM29 181H31V183H29ZM236 181L238 182V184L236 183ZM196 182L198 185L196 184ZM212 185H213V183H212ZM76 186L78 187V185H76ZM72 189H74V190H72ZM67 190L70 193V195L71 194L72 195L70 196V195L66 194V197H65L64 192H66ZM236 191L238 194L237 195V197H238L237 201L233 200L234 195H235L234 193ZM33 193H31V194L33 195ZM60 193H62V194H60ZM191 193H192V197H193V194L195 193V191H194V193L191 191ZM47 194L49 196H47ZM45 195H46V197L44 200L43 198ZM60 195H61V197H60ZM36 197H37V199H36ZM49 197L50 198L52 197L53 202L51 201V203H49L50 202L49 200L47 202V199ZM73 197H74L75 201H74ZM157 197H158V199H157ZM54 198H55V200H54ZM64 198L65 199L67 198V200H65ZM41 199H43V201ZM40 200L42 201V203ZM62 200H65V201H62ZM31 202H32V204H31ZM38 202L40 204H38ZM69 202H70V204H69ZM65 203H67V204H65ZM207 203H210V204H207ZM45 204L46 205L49 204V206H45ZM225 204H226V206H225ZM80 205H83L85 208H81L82 206H80ZM34 206H36L35 209H34ZM69 207H71V208H69ZM72 207H73V209H72ZM219 207L221 209H223V213L218 211ZM74 208H78V210L80 211V214H83L82 209L84 211H86L83 214L85 217L84 221L82 218L83 216H80V214H78L79 213L78 210L73 211ZM28 211H30V210H27V212ZM43 211H41V212L43 213ZM192 211H193V214L195 215V213H194L195 211L194 210H192ZM72 212H74V213H72ZM67 213H69V214H67ZM87 214L90 217H87L88 216ZM193 214H191V215H193ZM54 215H56L55 216L56 219H53ZM73 215L78 216V218L74 217ZM198 216L200 218V215H198ZM198 216L195 215L194 218H192L193 216L191 218L194 219V221H196V217H198ZM26 217H27V215H26ZM34 218L39 219V216L38 217L36 215L31 216L29 219H27V222H26L27 227L31 228V229L33 228V230L37 224V223H35ZM73 218H75V219H73ZM76 218L80 219V220H77ZM81 218H82V220H81ZM96 220H98V221H96ZM32 221H34V222H32ZM95 221L97 222V224ZM50 222H51V220H50ZM53 222H52V224H53ZM192 222H193V220H192ZM192 222H190L189 225L191 228L194 225V227L192 229L195 231V233H193V234H195V236L199 239V241H201L202 243H205L206 242L205 231H207V230H205L203 232H201L200 230H197L198 228L195 226L196 224L195 223L193 224ZM82 223H83V225H82ZM93 224L96 225V228H93L94 227ZM56 225H58V226L56 227ZM90 225L93 227H91ZM90 227H91V229H90ZM92 229H93V231H92ZM63 232H64V230H63ZM17 233H18V231H17V227H16L15 223H11V225H10V223L7 220V217H5V215H3L2 211L0 210V264H34L33 258L30 256L29 251L25 248V244H24L22 238ZM92 233H93V235H92ZM76 236H78V235H76ZM185 238L186 237H184V239ZM46 239H47V237H46ZM44 240H45V238H43L42 241H41V239L39 240V244H40L39 250L41 249L40 251H42V248H44V249L47 248V247H44L45 245H48L46 242H50V241H48L49 239L46 242ZM80 246H82V247L84 246V247L82 248ZM121 246H122V248L128 247V249H127L128 253L127 254L130 253L132 257H130V256L127 257V254L122 252ZM149 248H151V247H149ZM149 252L150 253L152 252L153 259L147 260L148 264H167L166 262H164V258H163L162 253L160 251H158V250L151 251V249H150ZM43 253H45L44 250H43ZM135 255H137V256H135ZM144 255H147V254H143V256ZM134 256H135V258H134ZM128 260H127V263H128ZM226 260H227L226 262H228V261L230 262V263L228 262V264H232V262H233V260H231L230 258H227ZM102 261H103V263H102ZM191 263L197 264L196 262H193V261ZM123 264H125V262Z\"/></svg>",
  "mask_w": 264,
  "mask_h": 264
},
{
  "label": "crops",
  "instance_id": "crops-1",
  "mask_svg": "<svg viewBox=\"0 0 264 264\" xmlns=\"http://www.w3.org/2000/svg\"><path fill=\"white\" fill-rule=\"evenodd\" d=\"M195 105L199 108L197 104ZM204 109L195 111V114L203 113ZM202 118H204L203 115ZM220 124L225 129L226 138H231L238 143L245 142L253 150L264 147V114L258 115L250 111L240 116L221 119ZM81 141V138H73L63 141L59 146L56 145L58 155L51 158V163L63 160L68 166L79 165L82 168L85 183L84 186L79 187H82L84 192L87 190L89 194L90 190L108 189L133 175L134 168L128 158L124 160L113 152L103 154L97 150L85 152Z\"/></svg>",
  "mask_w": 264,
  "mask_h": 264
}]
</instances>
